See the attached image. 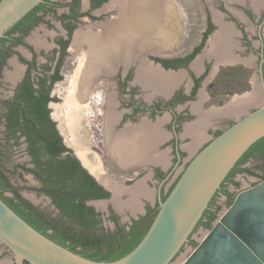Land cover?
Returning a JSON list of instances; mask_svg holds the SVG:
<instances>
[{"label": "flooded vegetation", "instance_id": "1", "mask_svg": "<svg viewBox=\"0 0 264 264\" xmlns=\"http://www.w3.org/2000/svg\"><path fill=\"white\" fill-rule=\"evenodd\" d=\"M162 1L166 5L155 6L159 0H44L33 14L24 17L29 10L18 23L5 30L0 40V74L6 60L17 54L23 71L15 88L27 76L33 82L45 79V87H50L48 95L52 98L47 103L49 109L50 103L57 101V96L52 95V87L63 79L61 69L65 57L71 48H85L84 56L75 68L74 79H71L72 82L75 80L82 62L89 63L83 95L75 100V109L71 117L68 116L74 146L78 148V144H82L89 150L82 154L86 160L83 163L87 165L86 156L94 152L101 160H109L123 169L119 176L124 177L125 184L158 183L152 197L148 194L136 199L140 208L129 213L126 222L121 221L112 203L106 211L114 226L109 231L129 230L133 222L141 218L145 221L144 227L148 219L143 216L159 208V201L165 199L164 195L189 160L203 146L201 143L197 148L200 139L194 140L192 135L195 136L198 123L203 124L205 120L201 115L203 110L213 105L215 96L211 94L210 85L218 72L227 67L251 71L255 62L257 70L261 54L264 57V13L256 21L254 10L243 9L234 14L221 0L220 10L203 16L192 0ZM253 4L254 9L264 7V2L256 4L253 0ZM186 8L192 14L186 13ZM52 19L56 21L53 23ZM42 24H47V28L54 25L56 30L52 37L47 35L45 39L36 40L33 32ZM148 36H151V42L146 39ZM251 36L258 39V44ZM20 45L27 50L28 56L19 52L17 47ZM45 48L49 50L45 51ZM38 56L43 58L41 63ZM262 67L264 73V62ZM170 75L173 79L168 78ZM246 80L251 84L252 74ZM49 115L53 120L51 113ZM217 119L220 122L214 125L205 121L200 132L210 134L212 138L233 122L232 116ZM91 125H96L101 135L99 139L91 137ZM186 135L193 140L184 143ZM68 147L110 196V190L83 165L82 157L79 155L80 159L74 152V147ZM193 150L196 151L189 156ZM101 165L105 163L102 161ZM235 172L233 169L232 175L221 183L197 227L207 228L201 221H207L212 214L214 218L210 225L215 222L219 206L214 199L217 194L223 193L226 203H231L232 195L226 184L233 182ZM115 176L112 174L111 177ZM124 187L131 190V186ZM19 194L27 200L20 191ZM119 196L123 206L129 194L118 191ZM91 199L106 198H89L86 203ZM98 216L101 220L102 214ZM193 243L195 240L191 237L187 244ZM4 251L10 252L5 246ZM24 264L29 263L25 261Z\"/></svg>", "mask_w": 264, "mask_h": 264}, {"label": "water", "instance_id": "2", "mask_svg": "<svg viewBox=\"0 0 264 264\" xmlns=\"http://www.w3.org/2000/svg\"><path fill=\"white\" fill-rule=\"evenodd\" d=\"M44 0H0V37ZM257 8V7H256ZM264 57L247 110L189 160L138 244L113 260H94L37 230L0 197V244L14 264H170L192 237L221 183L244 152L264 136ZM240 96V95H239ZM242 97V96H240ZM104 199L89 200L98 203ZM180 264H264V179L237 193Z\"/></svg>", "mask_w": 264, "mask_h": 264}, {"label": "trees", "instance_id": "3", "mask_svg": "<svg viewBox=\"0 0 264 264\" xmlns=\"http://www.w3.org/2000/svg\"><path fill=\"white\" fill-rule=\"evenodd\" d=\"M39 6H42V2L24 17L33 14ZM250 74L249 69L244 72L242 68H222L210 85L211 94L215 96L213 101L223 104L229 95L248 91L250 83L246 77ZM44 80L39 78L33 82L28 76L22 80L10 98L1 100L0 120L7 142L11 139L17 144L19 139L23 138L26 144L31 166L19 164L17 167L34 175L40 183L34 190L50 197L52 204L59 211V220L63 219L67 225L23 199L19 189L24 186L10 184L1 170L0 197L33 227L72 251L94 260L119 258L138 244L158 209L151 210L149 214L143 216L144 219H148L144 227L145 221L141 218L134 221L129 230L119 228L114 231L98 232L101 229L99 213L86 201L89 198H107L109 192L94 180L63 142L55 122L49 115L47 103L52 98L48 95L50 87H45ZM249 157L264 158V136L244 152L225 179L232 175L233 169L236 172L249 173L248 168L241 166ZM1 162L0 155V167ZM100 190L103 192L100 193ZM6 191L13 195L5 196ZM213 218L214 214L201 223L210 228V221ZM76 226L81 230H75Z\"/></svg>", "mask_w": 264, "mask_h": 264}, {"label": "rangeland", "instance_id": "4", "mask_svg": "<svg viewBox=\"0 0 264 264\" xmlns=\"http://www.w3.org/2000/svg\"><path fill=\"white\" fill-rule=\"evenodd\" d=\"M221 0H192V2L198 6L201 9V13L203 16L207 15L209 12H213V10H220V2ZM223 0L224 6L227 9H230L232 12H239L243 9L247 10H254V16L256 21L260 20L263 16L264 9L258 8L254 9L253 7V0ZM217 5V6H215ZM253 6V7H252ZM218 8V9H217ZM264 8V7H263ZM63 8H60L59 10H62ZM186 13L192 14L187 8L185 10ZM53 20V23L54 19ZM189 23L187 22V25ZM45 25L42 24L36 27V29L33 32V36L36 40H42L45 39L47 35L52 37L54 35V31L56 30L53 26H49L47 28ZM253 32H255L254 28L251 27ZM264 29V28H263ZM188 30H185L187 32ZM84 32H87V30H84ZM89 33H91L89 31ZM251 38L255 41L256 44H258V39H256L254 36H251ZM19 52H23L22 54H25V56H28L27 50H25L21 45L17 47ZM48 48V47H47ZM45 48V51H48L49 49ZM50 48V46H49ZM84 49L81 48V46H77L74 48H71L70 53L65 57L64 60V66L62 67L61 71L63 73V79L59 82H57L52 87V95L57 96L56 102L50 103V113L53 118V120L56 123V126L58 128V131L62 135L63 142L68 146L74 147V152L79 156L82 157L81 162L86 163V160L83 158L84 155L89 152L88 148L83 146L82 144H78V148H76L73 144L74 142V136L72 132L70 131V124L68 122V116L71 117L70 114H72L71 109L67 105V97L70 95L71 89H72V81L71 79H74V73L75 68L78 66L80 60L84 56ZM39 63L43 61V58L41 56H38ZM23 68L21 62L18 60L17 54L12 55L10 58L6 60V63L2 67L1 74H0V115H1V100H6L10 98L13 95V90L15 88L16 83L19 81L20 76L22 74ZM256 62L254 64V67L251 69L252 79L256 78L254 74H256ZM252 84V83H251ZM250 84V89H251ZM72 85V86H71ZM250 89L246 92H249ZM70 91V92H69ZM244 93V92H242ZM242 93H235L234 95L230 96L229 99H227L223 104H217L213 100V105L207 106L203 112L201 113L202 116H205V120L203 121L202 126L207 122H210L211 125H214V123L220 122V119H217L218 117H230L232 116L233 121L240 115H242L245 111L252 109L253 106H250L247 108V110H241L237 111L236 113H231L225 111V107H227V104L230 103L234 98L243 96ZM240 95V96H239ZM91 131L93 132V135L91 137H97L98 139L101 137V135L97 132L96 125H91ZM226 127H223L225 129ZM4 126L2 121L0 120V155H1V169L4 172V174L8 177L9 182L12 185L15 186H24L19 191L22 193V195L31 202L35 207H37L39 210L43 211L44 213L48 214L51 217H55L59 220V211L58 209L52 204L51 199L49 196L42 192H37L34 190V187L40 186L39 181L34 177V175L30 172L23 171L21 168H18L17 165L19 164H25L27 166H31L30 163V157L26 151V144L24 142L23 138L19 139V142L15 144L13 140H9L8 142L5 140V133H4ZM221 132V131H220ZM199 135V137H197ZM194 140L197 138L200 139V143L197 145L200 146L201 143L208 141L212 135L206 134L205 132L197 133L195 136L192 135ZM215 136V135H213ZM190 140H193L190 135H186L184 138V143H188ZM200 149V148H199ZM196 150H193L192 152H189V156L193 154ZM84 154V155H82ZM87 165H85L88 170L97 178L98 182H100L103 186H105L108 190H112L114 192L120 191L122 187L126 186H135L137 184H142L141 187L144 188L149 194V197L151 195H154L156 192V187L158 185L157 182H133L131 184H125L124 183V177L119 176L121 173H123V169L119 166H115L110 161H106L98 156L97 153H90V155L86 156ZM105 163L104 166L101 165V162ZM241 166L246 167L250 170V172H235L233 176V182H228L226 185L229 188V191L232 195L231 200L234 199V197L237 195V193L245 188H248L250 186H253L255 183H258L263 180L264 178V159L257 158V159H246ZM97 173V174H96ZM112 174H115V178H112ZM111 175V176H110ZM98 177H102L101 179ZM167 186V184H166ZM111 193V191H110ZM5 196H10V193L8 191L4 192ZM148 196V195H147ZM115 199V200H114ZM215 202L218 203L217 207V215L215 222L219 219L221 214L225 211V209L229 206L228 203L225 201V196L223 193L217 194L214 198ZM145 201V200H144ZM149 202H153L150 200ZM232 202V201H231ZM88 203V202H87ZM114 204V208L118 214H120V219L122 222H126L129 220V213H133L132 208L121 206L122 208H118L117 204H120V196L115 198H111V195L108 196L106 199L101 200L98 203H90L95 207V210L98 213L102 214L101 218V229L98 230V232H107L111 230L114 226L111 220L108 219L106 211L108 207L111 206V204ZM117 203V204H116ZM116 205V207H115ZM59 221L63 222V219H60ZM214 222V223H215ZM209 228H202L201 226H198L193 234L192 238L195 240V243L193 244H186L181 251L178 253V255L175 257V259L170 264H180L181 261L190 253V251L197 245V243L200 241V239L204 236L206 231ZM75 230H81L80 227L76 226ZM4 245L0 244V261L4 259H9L8 264H13L12 260V254L11 252H3ZM11 259V260H10Z\"/></svg>", "mask_w": 264, "mask_h": 264}, {"label": "bare ground", "instance_id": "5", "mask_svg": "<svg viewBox=\"0 0 264 264\" xmlns=\"http://www.w3.org/2000/svg\"><path fill=\"white\" fill-rule=\"evenodd\" d=\"M263 2H264V0H255L256 4H263ZM88 67H89L88 62H86V61L82 62L78 71L76 72V78L72 82L73 86L71 85L72 89H71V92L69 91L70 95L67 97V101H66V103L69 106V108L71 109V111L73 109H75V104H76L75 100L82 98L83 89H84V83L83 82L86 78L85 75H86V70ZM255 98H257V93L254 90L250 94H248L247 96L234 98L230 103L227 104V107H225L224 109H226V108L228 109V107H229L228 111L235 112L237 110H240L241 107H243L244 105H248V103L253 101ZM69 128L71 129V126H69ZM132 191H133V195L136 196L138 193L142 192V187L137 184V186H134ZM137 197H138V195H137Z\"/></svg>", "mask_w": 264, "mask_h": 264}, {"label": "crops", "instance_id": "6", "mask_svg": "<svg viewBox=\"0 0 264 264\" xmlns=\"http://www.w3.org/2000/svg\"><path fill=\"white\" fill-rule=\"evenodd\" d=\"M164 5H166L165 4V2L164 1H162V0H159V2H157L156 4H155V6H164ZM137 6H140L139 4H137ZM151 36H148L146 39L147 40H150L151 38H150ZM154 37H156V36H154ZM152 41V39L150 40V42ZM168 78L170 79V78H172L173 79V76H168ZM228 109H229V107H228ZM228 109L226 108L225 109V111H226V113L227 112H231V113H236L237 111H241V110H237V111H235V112H233V111H228ZM200 123V122H199ZM198 123V125H197V130L195 131L196 133H195V135L197 134V133H200V130L202 129V123H200L199 124ZM201 127V128H200ZM139 185V184H138ZM142 184H140V186H141ZM135 186H137V185H135ZM133 188H134V186H131V190L129 191V190H127V188H125V187H123V188H121V191H119L120 193H124V192H126L127 194H129V196H128V200L124 203V202H122V203H124V206H126V207H128V208H132L134 211L133 212H135V210H137L138 208H140L139 207V205H138V203H137V201H136V199L138 198V199H141V197H147V195H148V193L146 192V190L144 189V188H142V192L141 193H138L137 195H138V197H137V195L135 196V195H133ZM111 191V198H113V197H115V198H117L118 197V191H116V192H114V191H112V190H110ZM115 200V199H114ZM133 202V203H132ZM140 202V201H139ZM117 204V203H116ZM118 206H122L121 205V203L120 204H117ZM122 208V207H121ZM11 260V259H10ZM12 261V260H11ZM9 263V259H4V260H2V261H0V264H8Z\"/></svg>", "mask_w": 264, "mask_h": 264}]
</instances>
